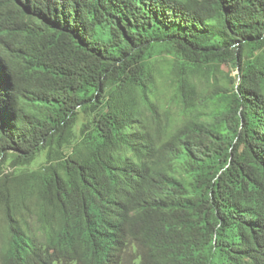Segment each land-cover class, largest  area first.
I'll list each match as a JSON object with an SVG mask.
<instances>
[{"label":"trees","instance_id":"trees-1","mask_svg":"<svg viewBox=\"0 0 264 264\" xmlns=\"http://www.w3.org/2000/svg\"><path fill=\"white\" fill-rule=\"evenodd\" d=\"M0 264H264V0H0Z\"/></svg>","mask_w":264,"mask_h":264},{"label":"rangeland","instance_id":"rangeland-1","mask_svg":"<svg viewBox=\"0 0 264 264\" xmlns=\"http://www.w3.org/2000/svg\"><path fill=\"white\" fill-rule=\"evenodd\" d=\"M227 69H228L227 65H221V67H220V70H223V71H227ZM231 75L232 76H236L237 75V71H236L235 68L231 69ZM221 83L222 84L225 83V80L223 78H221ZM40 161L41 160L36 161L35 164L32 167H37L39 165Z\"/></svg>","mask_w":264,"mask_h":264}]
</instances>
